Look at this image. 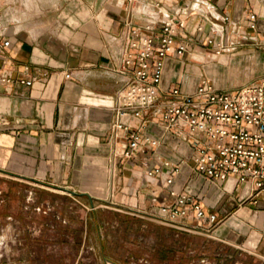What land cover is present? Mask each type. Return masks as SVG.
Here are the masks:
<instances>
[{"label":"crops","instance_id":"0c3cea01","mask_svg":"<svg viewBox=\"0 0 264 264\" xmlns=\"http://www.w3.org/2000/svg\"><path fill=\"white\" fill-rule=\"evenodd\" d=\"M122 1L66 0L72 7L65 29L61 30H67L63 38L53 32L50 41L36 43L32 36L38 31L35 29L28 32L29 39L18 35L23 31L20 29L13 37L14 47L7 54L11 62L6 68L14 72L15 78L28 76L36 81L32 87H0V264L7 240L4 233L8 231L4 224L12 221L28 229L36 226L32 221L30 224L21 221L18 216L23 214L16 213L23 209L15 210L18 204L14 199L24 198L33 190L22 184L58 195L69 196L75 191L80 195H71L72 198L88 200L95 210L101 207L96 204L104 203L113 211L115 220H119L117 224L111 222L112 228L129 235L134 226L130 211L153 210L167 196L162 180L155 182L146 177L147 168L160 166L164 161L181 168L170 188L198 196L204 208L217 214L221 222L209 234L201 235L211 238L204 239L207 241L203 245L208 248L202 254L196 250L193 233L141 218L145 234L151 232L157 242L156 247L148 250L152 256L150 264H195L197 253L199 257L206 256L211 264H264V192L256 194L246 185L233 188L232 181L214 184L199 177L193 171L188 142L167 130L162 118L151 112L142 120L131 119L129 123L157 139V148L149 149L146 155L139 154L135 160L122 157L125 139L113 132L115 111L111 105L112 101H118L132 78V73L122 67V36L128 23L139 24L132 17L127 0L121 5ZM187 1L174 0L171 5ZM210 1L256 41L239 46L236 54L213 57L210 62L201 59L213 54L212 48L197 44L193 57H169L161 94L173 89L192 94L204 80L212 81L220 91L235 90L258 80L254 77L240 85L218 87L211 78L250 62V55L244 51L262 49L264 0ZM27 9L35 15L41 11L36 0H27ZM252 13L256 15L257 29L251 32L247 18ZM200 22L195 17L191 25ZM253 54L256 59L262 57ZM69 73L71 78L67 80L65 75ZM152 191L160 198L156 205L150 201ZM28 203L25 210L31 207ZM40 206L47 215L48 205ZM62 219L57 218L58 226L65 223ZM99 222L96 218L93 223L100 226ZM44 225L47 223L40 221L41 228L35 234L23 230L24 239L19 242L25 254L49 252L50 241L44 235ZM35 243L42 244L41 251L35 249ZM100 243L103 249L104 240ZM200 262L208 264L205 259Z\"/></svg>","mask_w":264,"mask_h":264},{"label":"built area","instance_id":"2783aa9c","mask_svg":"<svg viewBox=\"0 0 264 264\" xmlns=\"http://www.w3.org/2000/svg\"><path fill=\"white\" fill-rule=\"evenodd\" d=\"M134 2L130 11L139 24L128 23L122 36V67L132 73V78L111 105L115 111L113 132L125 139L122 157L135 160L139 154L157 148V139L129 123L151 112L162 118L167 130L188 142L193 171L199 177L214 184L232 181L233 188L246 185L256 194L264 192V78L235 90L220 91L212 81L204 80L192 94L182 89L160 92L169 57H193L197 44L212 48L213 54L207 57L211 61L256 38L243 32L210 0H189L178 6ZM10 5L0 0V87H32L35 78H15L14 72L6 68L11 62L7 54L18 34V22L8 15ZM195 17L201 22L192 26ZM247 21L249 30L255 31L256 15L250 14ZM65 78L69 80L71 73ZM180 171L168 161L147 168L146 177L155 182L162 180L167 196L153 210H131L130 214L180 232L206 234L221 221L204 208L198 196L170 188ZM150 195L151 203L156 205L159 195L156 191Z\"/></svg>","mask_w":264,"mask_h":264},{"label":"rangeland","instance_id":"374dc122","mask_svg":"<svg viewBox=\"0 0 264 264\" xmlns=\"http://www.w3.org/2000/svg\"><path fill=\"white\" fill-rule=\"evenodd\" d=\"M10 2V15L11 21H17L15 25L17 30H23L18 34L21 38H28V32L38 30L37 33H33L32 36L36 39V43L40 40L42 42L50 41L51 33L55 32L60 38H63L67 30L65 29V23L70 17L67 15L72 6H68L66 0H36L39 5L40 12L38 15L29 13L27 9V0H6ZM140 3L147 2H160L163 6L171 5L174 0H139ZM124 0L121 3L123 4ZM176 2V1H175ZM118 3V1H116ZM127 4L134 7L136 4L127 0ZM137 7L134 9L136 10ZM65 10V11H64ZM14 28L10 30V35L13 34ZM246 45L250 43L245 42ZM244 43V44H245ZM243 44V45H244ZM242 45V46H243ZM245 48V47H244ZM260 49L246 50L245 54L250 55V62L244 63L239 69L231 68L228 74L215 75L214 79L218 87L236 86L240 83L248 80H252L254 77L264 78V44L260 46ZM240 48H232L226 55H233L239 52ZM238 51V52H237ZM213 53V52H212ZM255 55H261V59H256ZM262 53V54H261ZM195 55V54H194ZM211 55V54H210ZM209 56V55H208ZM207 56V57H208ZM207 57L202 58V62L208 61ZM200 60V61H201ZM219 61V60H217ZM239 71L237 76L230 74ZM230 72V73H229ZM262 76V77H259ZM213 83V82H212ZM29 188H33L30 195L20 196L14 199V203L18 204L15 210L19 208L23 209L22 212H16L19 215L18 218L21 221L34 222L36 226L25 228L20 225H15L12 221H7L4 224V228L7 229L4 234L7 236L6 245L3 249V263L2 264H150L151 255L148 252L149 249L156 247V238L149 232L146 233L145 224H142L143 219L137 218L133 215L129 217L134 218L132 221L133 230L129 235H125L120 229H113L111 222L117 224L119 220L111 215L113 211L106 208L104 203L96 204L101 207L96 210L89 205L88 200L78 198L75 200L71 194L52 193L46 189L42 190L37 186L25 185ZM74 196V195H73ZM28 204V210L24 207ZM41 203L44 206L47 204L49 209L47 215H44V207H41ZM40 211V212H38ZM126 216V215H125ZM62 217L65 223H61L58 226L57 218ZM99 219V225L93 223L95 219ZM40 221L47 223L44 227V235L49 238L50 246L47 253H32L25 254L23 247L20 245V238H23V230H31L35 234L41 227H39ZM13 225H9V224ZM120 224V223H118ZM10 226V228H8ZM97 228L98 233L97 235ZM33 229V230H32ZM212 229V228H211ZM210 229V230H211ZM18 233V235H17ZM31 233V234H32ZM40 234V232H39ZM209 234V233H208ZM12 236V237H11ZM195 237L196 250L199 253H204L208 246H204V239H211L201 236L200 234L193 233ZM11 239H10V238ZM24 239V238H23ZM104 240L103 249H101V240ZM187 240V238H185ZM12 241V242H10ZM25 244V243H24ZM17 245V246H16ZM41 243H35V249L41 251ZM47 248V247H46ZM45 248V252L47 251ZM211 248V247H209ZM207 251V250H206ZM205 251V252H206ZM199 253H190L192 256L195 254V264H201V260L205 259L208 264L212 262L206 257H199ZM134 255V256H133ZM136 258L135 260L133 259ZM146 262V263H145ZM204 264V263H203Z\"/></svg>","mask_w":264,"mask_h":264},{"label":"water","instance_id":"95a60500","mask_svg":"<svg viewBox=\"0 0 264 264\" xmlns=\"http://www.w3.org/2000/svg\"><path fill=\"white\" fill-rule=\"evenodd\" d=\"M71 195H80L78 194L77 192L73 191V192H70Z\"/></svg>","mask_w":264,"mask_h":264}]
</instances>
